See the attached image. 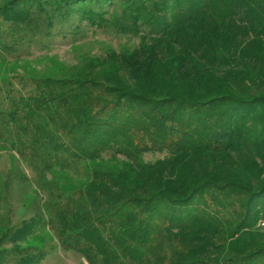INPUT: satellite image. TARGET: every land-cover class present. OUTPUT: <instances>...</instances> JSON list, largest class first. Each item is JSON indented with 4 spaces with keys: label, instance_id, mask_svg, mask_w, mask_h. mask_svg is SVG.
I'll list each match as a JSON object with an SVG mask.
<instances>
[{
    "label": "trees",
    "instance_id": "trees-1",
    "mask_svg": "<svg viewBox=\"0 0 264 264\" xmlns=\"http://www.w3.org/2000/svg\"><path fill=\"white\" fill-rule=\"evenodd\" d=\"M86 29L140 42L121 65L110 54L87 72L34 78L3 121L16 125L19 153L47 170L106 155L122 167L7 229L0 264H39L47 251L21 242L42 223L89 264H264V0L0 5V37L13 44Z\"/></svg>",
    "mask_w": 264,
    "mask_h": 264
},
{
    "label": "rangeland",
    "instance_id": "rangeland-1",
    "mask_svg": "<svg viewBox=\"0 0 264 264\" xmlns=\"http://www.w3.org/2000/svg\"><path fill=\"white\" fill-rule=\"evenodd\" d=\"M5 1L0 0V5ZM42 31H38L34 39L27 37L17 44H13V36L8 33L0 37V43L11 44L7 48L0 46V238L7 229L20 226L23 220L47 214L49 209L54 213L49 208L51 203L86 185L93 172L116 171L123 164L122 158L106 155L97 160L47 170L30 159V150L25 156L19 153L20 148L14 141L20 135L18 129L13 122L5 123L3 116L13 106L11 100L17 101L21 95L31 93L34 78L71 76L85 71L88 60L100 56L108 58L110 54L116 56V66L123 64L122 56L133 52L140 42L139 37L122 35L110 29H86L80 36L54 35L50 38ZM112 63V60L108 61L101 69L109 72L114 66ZM160 156V153H147L145 158L154 160ZM44 225L42 223L21 242L24 246L38 244L47 251L39 264H89L80 252L59 243L55 226ZM258 225L264 230V219ZM12 245L9 239L2 242L7 248ZM2 264L18 263L9 257Z\"/></svg>",
    "mask_w": 264,
    "mask_h": 264
}]
</instances>
